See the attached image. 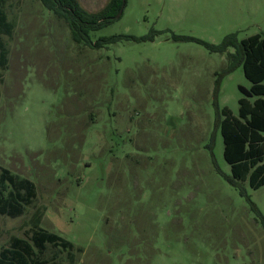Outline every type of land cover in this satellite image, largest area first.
<instances>
[{
  "label": "rangeland",
  "instance_id": "rangeland-1",
  "mask_svg": "<svg viewBox=\"0 0 264 264\" xmlns=\"http://www.w3.org/2000/svg\"><path fill=\"white\" fill-rule=\"evenodd\" d=\"M0 10L12 25L0 28V170L37 190L20 216L0 214V252L38 221L74 243L75 264H264V186L229 182L218 126L252 82L235 48L175 39L264 38V0H126L92 41L146 39L102 48L76 43L40 0ZM38 256L71 264L51 245Z\"/></svg>",
  "mask_w": 264,
  "mask_h": 264
},
{
  "label": "trees",
  "instance_id": "trees-1",
  "mask_svg": "<svg viewBox=\"0 0 264 264\" xmlns=\"http://www.w3.org/2000/svg\"><path fill=\"white\" fill-rule=\"evenodd\" d=\"M40 2L68 24L76 43L102 48L123 38L146 39L111 36L92 41L91 32L117 20L115 17L122 8L123 0H109L98 12L87 11L79 0ZM11 27L5 13L0 10V28L10 32ZM175 39L195 41L214 52L235 48L236 53L230 56L231 61L235 62V65L243 66L244 74L252 82V86L250 89L239 87L243 94L239 100V116H235L228 108L218 111V126L225 144L224 157L231 166L229 182L241 189L243 183H248L254 190L260 189L264 186V38L261 34H256L238 42L236 35H230L218 46L192 37ZM2 60L5 61V52L2 54ZM36 195V185L31 180L21 178L8 169L0 170V214L20 216L25 204L35 199ZM48 245L68 252L71 264H75L74 243L41 228L38 221L34 222L30 240L15 236L11 238L9 247L0 252V264H47L39 259L38 252L46 251Z\"/></svg>",
  "mask_w": 264,
  "mask_h": 264
},
{
  "label": "water",
  "instance_id": "water-1",
  "mask_svg": "<svg viewBox=\"0 0 264 264\" xmlns=\"http://www.w3.org/2000/svg\"><path fill=\"white\" fill-rule=\"evenodd\" d=\"M125 6H126V0H123V5H122V8H121V10L119 11V13L116 15V19H119L121 16H122V14H123V12H124V9H125Z\"/></svg>",
  "mask_w": 264,
  "mask_h": 264
},
{
  "label": "crops",
  "instance_id": "crops-1",
  "mask_svg": "<svg viewBox=\"0 0 264 264\" xmlns=\"http://www.w3.org/2000/svg\"><path fill=\"white\" fill-rule=\"evenodd\" d=\"M100 11V10H99Z\"/></svg>",
  "mask_w": 264,
  "mask_h": 264
}]
</instances>
